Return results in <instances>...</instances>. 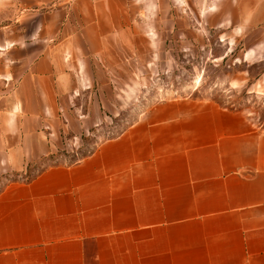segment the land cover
I'll list each match as a JSON object with an SVG mask.
<instances>
[{"label":"crops","instance_id":"obj_1","mask_svg":"<svg viewBox=\"0 0 264 264\" xmlns=\"http://www.w3.org/2000/svg\"><path fill=\"white\" fill-rule=\"evenodd\" d=\"M212 47L264 58V0H0V173L82 143L179 50ZM0 264H264V128L148 102L78 160L2 185Z\"/></svg>","mask_w":264,"mask_h":264},{"label":"rangeland","instance_id":"obj_2","mask_svg":"<svg viewBox=\"0 0 264 264\" xmlns=\"http://www.w3.org/2000/svg\"><path fill=\"white\" fill-rule=\"evenodd\" d=\"M222 47L191 48L182 54L179 50L174 62L159 69V77L151 81L154 88L142 96L137 105L131 104L120 115H108L95 133L85 136L82 143L62 145L58 150L30 162L27 171L0 173V188L11 179H29L38 171L55 164L72 163L96 147L97 142L116 135L135 119L136 114L153 100L169 97H191L215 101L221 105L243 110L255 125L264 128V58L256 57L252 62H243L241 48L233 49L223 61L217 59ZM219 60V61H218ZM167 86L179 88L177 93L168 94ZM96 141V142H95Z\"/></svg>","mask_w":264,"mask_h":264}]
</instances>
